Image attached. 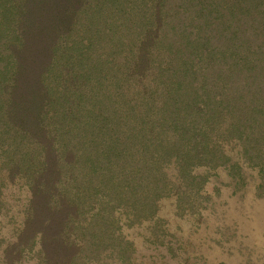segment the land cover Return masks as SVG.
I'll list each match as a JSON object with an SVG mask.
<instances>
[{"label": "trees", "instance_id": "16d2710c", "mask_svg": "<svg viewBox=\"0 0 264 264\" xmlns=\"http://www.w3.org/2000/svg\"><path fill=\"white\" fill-rule=\"evenodd\" d=\"M243 166L262 195L264 0H0V264L186 254L173 219Z\"/></svg>", "mask_w": 264, "mask_h": 264}, {"label": "rangeland", "instance_id": "374dc122", "mask_svg": "<svg viewBox=\"0 0 264 264\" xmlns=\"http://www.w3.org/2000/svg\"><path fill=\"white\" fill-rule=\"evenodd\" d=\"M206 170L200 220L189 228L183 221L173 219L177 234L173 245L185 246L189 251L186 254L179 251L171 258L165 255L163 247L151 249L138 234L129 231L137 246L136 264H264V193L259 196L255 192V171L243 166L245 179L234 185L225 167ZM28 194L25 187L18 185L6 192V198L13 202L14 213L25 204ZM169 210V201L165 199L161 214ZM181 235L183 238L187 235L188 242L181 241Z\"/></svg>", "mask_w": 264, "mask_h": 264}]
</instances>
